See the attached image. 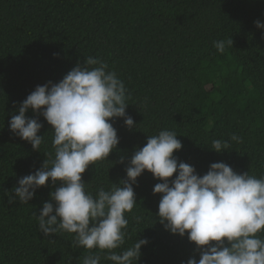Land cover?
Segmentation results:
<instances>
[{
	"label": "trees",
	"instance_id": "1",
	"mask_svg": "<svg viewBox=\"0 0 264 264\" xmlns=\"http://www.w3.org/2000/svg\"><path fill=\"white\" fill-rule=\"evenodd\" d=\"M257 20L264 22V0H0V264H82L89 255L113 264L109 250L76 246L75 234L42 233L39 212L59 183L50 178L28 203L17 197L10 204L6 194L55 156L54 130L42 115L27 112L43 124L40 151L10 130L11 117L37 85L58 83L86 57L103 61L124 82L126 112L136 124L110 121L120 142L82 174L86 191L122 186L132 155L162 130L176 133L183 147L174 155L201 176L211 163L225 162L264 177V29ZM219 40L233 43L221 54ZM217 139L229 149H211ZM161 182L148 170L137 178L125 243L111 251L146 238L133 264L199 260L187 234H173L159 220L162 194L153 188Z\"/></svg>",
	"mask_w": 264,
	"mask_h": 264
},
{
	"label": "clouds",
	"instance_id": "2",
	"mask_svg": "<svg viewBox=\"0 0 264 264\" xmlns=\"http://www.w3.org/2000/svg\"><path fill=\"white\" fill-rule=\"evenodd\" d=\"M255 24L264 29V22ZM232 43L214 41V47L222 54ZM107 67L103 61L86 57L58 83L37 85L22 101L19 114L9 121L10 130L40 151L43 124L38 116H27L32 109L54 130L55 156L20 178L6 193L8 202L15 203L18 197L21 203H28L51 178L59 186L39 212L42 233L75 234L76 246L109 250L106 259L113 264H133L148 243L146 238L122 253L111 250L125 243L129 222L125 213L137 203L133 185L148 170L163 181L153 188L154 194H162L157 213L160 222L173 234H187L200 253L199 260L192 257L186 264H264V238L260 235L264 234V177L238 173L225 162L211 163L208 172L199 175L194 166L174 155L183 145L173 131L147 137L146 144L132 155L126 167L128 179L122 180V186L113 183L109 190L101 187L95 195L86 191L82 174L90 165L108 159L120 142L110 121L122 117L129 129L136 125L126 112L125 84ZM231 140L242 142L235 134ZM210 148L223 152L229 149V142L217 139ZM119 162L124 163V157ZM174 173L178 174L170 180ZM100 259L89 255L82 264H100Z\"/></svg>",
	"mask_w": 264,
	"mask_h": 264
}]
</instances>
